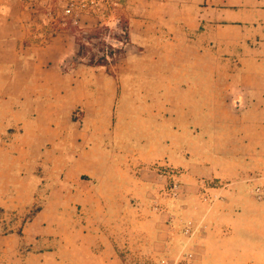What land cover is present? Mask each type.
Instances as JSON below:
<instances>
[{"label": "crops", "instance_id": "crops-1", "mask_svg": "<svg viewBox=\"0 0 264 264\" xmlns=\"http://www.w3.org/2000/svg\"><path fill=\"white\" fill-rule=\"evenodd\" d=\"M12 2L0 0V264H126L117 226L129 244H169L177 228L134 205L155 172L133 167L157 158L187 170L185 188L200 183V232L227 231L248 174L235 164L264 173V0H131L120 77L71 65L78 45L65 31L28 45L24 9ZM109 108L104 154L94 132ZM136 129L148 136L121 134ZM204 130L215 135L204 140ZM104 162L126 165L104 172Z\"/></svg>", "mask_w": 264, "mask_h": 264}, {"label": "rangeland", "instance_id": "rangeland-1", "mask_svg": "<svg viewBox=\"0 0 264 264\" xmlns=\"http://www.w3.org/2000/svg\"><path fill=\"white\" fill-rule=\"evenodd\" d=\"M17 10H20L23 0H12ZM121 8L120 12L115 14H107L105 12V0H61L56 3H51V14L45 16L38 12L36 8H32V0H27V5L24 9L26 26V42L30 46H40V44L46 43L53 35L59 32H67L69 41H71L72 47L77 48V43L74 34L68 29H60L54 34L50 30L51 22L54 20L53 12L55 10L58 15L61 12L74 16V24L80 26L85 30L92 29L95 26L108 25L109 31L106 32V40L108 43L115 47H122L124 54L117 58L115 62H111L106 67V71L110 75L119 76L116 72L118 65L125 62L124 57L126 51L130 49V35L128 29V37L123 40L122 43L115 39V33L118 32L117 22L118 17L123 15L128 21L130 20V2L131 0H116ZM48 0H43L42 4L46 5ZM128 28L130 24L128 22ZM66 40V39H65ZM66 42V41H64ZM70 43V44H71ZM68 44H66L67 46ZM88 46H92L93 51L96 52V46L91 43ZM101 54V53H100ZM71 65H78L80 62H85L83 58L76 56L75 54L66 59ZM67 66V65H66ZM130 87L123 88L117 83L115 85V92H129ZM264 118V116H263ZM113 108H109L108 114H105L102 118L103 131L94 132V136L103 142L100 150L105 154L107 149V142L111 141L114 137V131L112 124L115 121ZM142 123V117L139 119ZM136 121V120H135ZM138 125L137 122H135ZM122 136L125 138H146L148 132L142 129H136L133 131H123ZM157 134V133H156ZM264 143V129L260 132ZM164 133L158 132L159 137H163ZM179 132H171L169 136L171 138H179ZM215 135L211 130H204V140H210ZM121 136V137H122ZM116 137V136H115ZM177 157L179 156L180 149L178 147L170 148ZM247 154H250L252 147H248ZM264 159V146L259 147ZM163 158H157L150 163H141L133 167L135 170H153L155 172L154 177L148 174L144 177L151 185L153 191H149L147 195L141 199L140 197L134 198L135 206L143 204V207L147 209V212H154L161 214L162 218L167 224H173L177 229L175 234L170 238L169 244H160L159 242L145 243L140 239H136V242L129 244L126 234V230L116 227V231H121V236L118 239L120 241V247L118 248L120 253L124 255L126 264H264V199H258L256 193L253 191L255 185L261 186L264 189V173L263 172H251V168H254L256 164H235V170H240L241 166L247 168V177L244 182L246 183V190L243 194L236 193L234 196V213L232 219L227 226V231H216L217 234L208 238L205 233H201L199 230V223L197 219L201 213L198 199V189L200 183H192L189 188H185L180 179V175L187 170L179 166L168 165L164 162ZM126 164H114V163H100L98 168L103 169L104 172L112 170L117 172L115 166L124 167ZM260 166H264L262 161ZM193 166V165H192ZM119 171L120 169L117 168ZM264 170V168H262ZM246 170V169H245ZM250 170V171H249ZM263 173V175H261ZM139 175L138 173H136ZM157 175H161L163 179H156ZM167 176V177H165ZM152 177V178H151ZM151 178V179H150ZM236 179L238 177H235ZM213 184V181H209ZM176 183L178 185L177 194L174 196L172 193V186ZM183 185V186H182ZM205 185V184H204ZM242 200V201H241ZM157 207V208H155ZM173 215V216H172ZM118 223V222H117ZM122 227V225H121ZM10 228H2V231L9 230ZM17 231L20 228H14ZM205 232V231H203ZM127 239L124 241V239ZM144 241L146 236L143 237ZM124 241V242H123ZM141 243V244H140ZM140 244V245H139ZM152 248L151 252L148 250ZM154 254L152 257L151 255Z\"/></svg>", "mask_w": 264, "mask_h": 264}, {"label": "trees", "instance_id": "trees-1", "mask_svg": "<svg viewBox=\"0 0 264 264\" xmlns=\"http://www.w3.org/2000/svg\"><path fill=\"white\" fill-rule=\"evenodd\" d=\"M43 0H32L33 6L32 8H36L38 12L45 16H49L51 14L50 5L51 3H56L61 0H48L46 5L42 4ZM27 0H23L22 8L26 7ZM119 3L116 0H105V12L107 14H115V16L120 12L121 8L118 5ZM56 12L54 10L53 21L51 22L50 30H52L51 34H54L56 31L60 29H68L70 30L75 37L76 43L78 45V50L76 52V56L83 58L84 63L90 66H108L111 62H115L117 58L121 57L124 54V49L122 47H115L112 44L108 43L106 40V32L109 31L108 25H98L93 27L92 29L85 30L80 26L74 24V16L65 14L61 12L58 15H55ZM117 27L124 31V38L127 39L128 35V20L121 15L118 17ZM115 39L118 41H122V35L115 33ZM28 43V42H26ZM91 43L96 46V52L93 51V47L88 46ZM101 53V54H100ZM20 233V230L18 231ZM124 260V255L120 253ZM125 261V260H124Z\"/></svg>", "mask_w": 264, "mask_h": 264}, {"label": "built area", "instance_id": "built-area-1", "mask_svg": "<svg viewBox=\"0 0 264 264\" xmlns=\"http://www.w3.org/2000/svg\"><path fill=\"white\" fill-rule=\"evenodd\" d=\"M117 33L122 35V41H118V42L122 43L123 40H125L124 31L121 30L120 28H118ZM177 188H178V185L176 183H174L172 188H171L174 196L177 194V190H176ZM253 191L256 193L258 199H264V189L261 186L255 185L253 188ZM155 208H157V207H155Z\"/></svg>", "mask_w": 264, "mask_h": 264}]
</instances>
